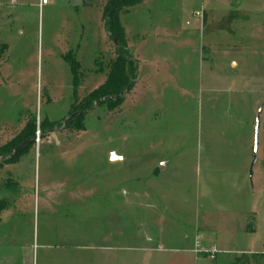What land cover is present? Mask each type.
Returning a JSON list of instances; mask_svg holds the SVG:
<instances>
[{"label":"rangeland","instance_id":"374dc122","mask_svg":"<svg viewBox=\"0 0 264 264\" xmlns=\"http://www.w3.org/2000/svg\"><path fill=\"white\" fill-rule=\"evenodd\" d=\"M113 2L0 0V264H264V0Z\"/></svg>","mask_w":264,"mask_h":264},{"label":"trees","instance_id":"16d2710c","mask_svg":"<svg viewBox=\"0 0 264 264\" xmlns=\"http://www.w3.org/2000/svg\"><path fill=\"white\" fill-rule=\"evenodd\" d=\"M123 0H119L117 7L120 5V3ZM117 2V0H116ZM116 2H113V6L115 5ZM112 6V7H113ZM111 7V8H112ZM116 7V9H117ZM109 9V12L111 10ZM109 14V13H108ZM107 14L106 16V29L111 35L112 39H116L118 42V47L123 50L125 46L122 44V39H123V30L118 24L115 11L113 14L109 17ZM7 46L3 45L2 50H6ZM127 58L124 54H119L117 58L115 59L112 69L110 71V74L105 81L100 87L96 88L92 92H90L87 97L84 99L83 103L90 104L92 103L93 100H97L99 102H106L109 107L117 106L120 104L122 100V94L125 92V90H128L132 87V81L129 78L128 75V65H127ZM78 66V63L76 61L71 62V68L72 72L74 74V83H76V68ZM104 99V100H103ZM112 99H115L114 102H111ZM83 116V110L78 111V114L70 120L68 123H80L79 119ZM29 136L28 134L24 135L22 137V140H20V143L30 139L31 143L32 141L34 142V134ZM15 141L5 145L3 148L0 149V156H7L11 155L8 157L7 161L8 162H14L17 158V156L25 150L27 146H25L21 151H19L16 155H12L13 153V147ZM5 208V204L0 202V212Z\"/></svg>","mask_w":264,"mask_h":264},{"label":"water","instance_id":"95a60500","mask_svg":"<svg viewBox=\"0 0 264 264\" xmlns=\"http://www.w3.org/2000/svg\"><path fill=\"white\" fill-rule=\"evenodd\" d=\"M119 0H117V2L115 3V5L112 7V9L110 10L108 16L110 17L113 12L115 11L117 4H118ZM114 43L117 45V40L113 39ZM263 108H264V104L259 108L257 117H256V125H255V138H254V156H253V160L250 166V175H253V167L256 164L257 160H258V150H259V138H260V129H261V115L263 112ZM78 114V112L74 113L68 120H72L76 115ZM36 139V137H34V140ZM30 142V139L22 142L20 145H18L13 154L12 155H16L19 151H21L25 146L28 145V143ZM117 160H122L121 157H118L117 155L113 154L112 157V161H117Z\"/></svg>","mask_w":264,"mask_h":264},{"label":"crops","instance_id":"0c3cea01","mask_svg":"<svg viewBox=\"0 0 264 264\" xmlns=\"http://www.w3.org/2000/svg\"><path fill=\"white\" fill-rule=\"evenodd\" d=\"M38 6H39V3H38ZM40 8V7H39ZM166 28V27H165ZM166 29H164L165 31ZM171 44H173L175 46V36L171 37ZM175 48V47H174ZM146 62H149V63H153L155 60H150L148 59L147 57L145 58ZM251 232H254V231H251ZM243 254H246V252H244Z\"/></svg>","mask_w":264,"mask_h":264},{"label":"built area","instance_id":"2783aa9c","mask_svg":"<svg viewBox=\"0 0 264 264\" xmlns=\"http://www.w3.org/2000/svg\"><path fill=\"white\" fill-rule=\"evenodd\" d=\"M50 0H39V7L42 8L44 5L49 4ZM216 251V249H213Z\"/></svg>","mask_w":264,"mask_h":264}]
</instances>
